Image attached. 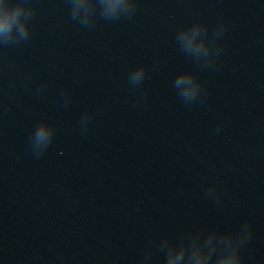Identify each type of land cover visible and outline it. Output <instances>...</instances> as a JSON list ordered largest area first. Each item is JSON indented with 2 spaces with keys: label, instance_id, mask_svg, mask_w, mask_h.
<instances>
[{
  "label": "clouds",
  "instance_id": "9594fccd",
  "mask_svg": "<svg viewBox=\"0 0 264 264\" xmlns=\"http://www.w3.org/2000/svg\"><path fill=\"white\" fill-rule=\"evenodd\" d=\"M69 19L85 30H92L101 22L117 24L123 20L131 21L140 10L141 0H65ZM191 23L178 27L175 45L181 55L195 65L197 71L182 70L172 81L177 97L185 107L205 105L206 89L198 72H215L224 54V38L229 25L223 18L209 24L199 13ZM38 15L35 0H0V53L30 41L33 35V21ZM147 68L140 64L130 69L127 83L133 93L144 86ZM30 79V77H25ZM49 85L41 81L28 91L41 99ZM58 98L65 108L72 103V93L61 88ZM146 95L137 98L138 103H146ZM10 109H5L8 111ZM209 110L211 108L209 107ZM2 115V113H0ZM96 116V110L84 109L77 122L83 137H87ZM221 121L213 130L220 135L224 130ZM57 127L47 119H40L28 137V149L39 160L48 151L56 136ZM61 155L63 153H60ZM203 163V162H202ZM204 198L214 206L222 207L226 190L216 182H208L203 189ZM254 228L251 219H246L235 230L221 231L217 227L194 224L178 235L152 237L143 248L137 264H243L244 250L252 241Z\"/></svg>",
  "mask_w": 264,
  "mask_h": 264
}]
</instances>
